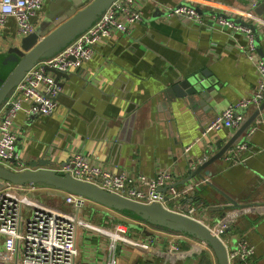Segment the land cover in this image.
I'll return each instance as SVG.
<instances>
[{
    "label": "crops",
    "instance_id": "0c3cea01",
    "mask_svg": "<svg viewBox=\"0 0 264 264\" xmlns=\"http://www.w3.org/2000/svg\"><path fill=\"white\" fill-rule=\"evenodd\" d=\"M56 1L45 0L33 18L36 27L53 12ZM183 1L187 0L139 1L142 17L130 34L114 33L100 40L92 59L80 70L60 77L62 92L52 114H32L25 104L14 124L16 150L25 162L20 170L65 172L70 154L80 151L113 172L126 170L152 177L169 171L174 184L182 187L193 166L217 152L218 142L225 144L236 128L224 127L206 135L202 131L216 114L256 89L259 73L247 55L245 34L217 25L214 12L198 7L201 21L168 13ZM219 1L252 7L250 0ZM252 12L260 21L254 24L258 26L256 50L264 58V11ZM20 36L15 18L10 17L6 26L0 27V58ZM187 77L201 78L205 97L198 95L190 102L187 97L173 96V85ZM260 105L248 108L247 115ZM256 119L250 126L255 124V130L249 133L248 128L238 140L248 141L241 163L227 161L225 153L201 171L213 185L244 205L228 207L231 202L224 195L199 181L181 206L196 205V217L214 229L222 218L229 217L230 227L220 232L228 248H234L239 238H247L255 246L250 264H264V108ZM190 180L202 179L195 176ZM40 192L51 197L43 199L37 193L39 201L71 211L63 191L46 188ZM221 205L228 208L219 209ZM168 206L174 209L175 201L168 200ZM92 207L103 217L94 222L82 216L78 264H105L104 246L113 229V219H105L112 209L94 202ZM144 230L140 228L137 238L122 243L130 249L119 244L121 264H205L204 249L196 250L184 240L180 249L168 250L165 236L153 247L144 238L151 233ZM238 263L239 259L231 262Z\"/></svg>",
    "mask_w": 264,
    "mask_h": 264
},
{
    "label": "built area",
    "instance_id": "2783aa9c",
    "mask_svg": "<svg viewBox=\"0 0 264 264\" xmlns=\"http://www.w3.org/2000/svg\"><path fill=\"white\" fill-rule=\"evenodd\" d=\"M139 1L141 0H114L88 29L58 53L41 59L26 72L0 108V163L15 169H21L25 164L17 153V133L14 131L15 118L24 109L25 104L29 105L32 114L50 115L56 109L62 88L56 82L55 74L46 66L69 73L80 70L85 62L92 59L95 46L100 40L110 38L114 33H131L142 17ZM44 4L45 0H0V27L6 26L8 19L14 17L21 36L33 32L36 27L33 18L43 9ZM198 7L214 12L217 16L216 24L222 28L245 34L248 40L247 55L255 63L259 73L256 89L248 97L229 104L208 121L202 131V134L206 135L224 127L237 128L246 118L248 108L258 107L264 101V58L259 56L256 50L255 32L258 26L254 24L255 21H260L253 18V7H236L219 0H187L170 7L168 13L201 21L202 14ZM235 17H238L240 22H237ZM250 19H253V22ZM255 128L254 124L248 132L251 133ZM247 149L248 141L242 140L225 154V159L232 164L241 163L244 160L242 151ZM64 171L139 202H159L169 207L168 200L173 199L174 210L192 217L198 214L196 205L185 204L182 207L184 203L181 200L188 201V195L199 185V181L204 183L203 180H189L184 182L182 187H178L169 171H161L152 177L131 174L126 170L113 172L80 151L70 154ZM4 182L5 187L0 189V264H78L79 245L83 243L78 231L82 221L79 214L89 203V199L64 192L65 201L72 208L71 211H62L39 201L37 197L41 190L51 187L35 183L21 185ZM164 187H167L166 192L162 191ZM14 192L19 196H15ZM251 206L249 205L250 208ZM23 212L28 215L25 217ZM142 222V225L137 222L135 224L141 226V229L145 226L154 231L144 238H147L150 244L156 242L158 245L160 241L155 237V233L166 229H153L148 223ZM229 222L232 220L224 217L220 221L219 229H214L224 242L220 232L229 227ZM136 225L130 224L129 227ZM114 227L104 246L105 264H117L118 252L121 249L119 243L132 241L126 234V225L117 224ZM170 233L173 235H167L168 250H178L184 240L192 239L187 233ZM201 244L205 242L201 240ZM228 253L230 262L239 259L238 264H250L255 246L242 237L237 240L234 248H228Z\"/></svg>",
    "mask_w": 264,
    "mask_h": 264
},
{
    "label": "water",
    "instance_id": "95a60500",
    "mask_svg": "<svg viewBox=\"0 0 264 264\" xmlns=\"http://www.w3.org/2000/svg\"><path fill=\"white\" fill-rule=\"evenodd\" d=\"M113 1L57 0L53 12L49 13L44 21L35 27L33 32L20 36L15 44L8 47L5 55L0 58V108L28 70L41 59L55 55L72 42L78 35L88 29ZM249 4L258 13L264 11V0H250ZM46 68L55 74L57 82H59L62 75H69L65 71L49 66H46ZM200 79L198 77H187L179 80L173 85V96L187 97L190 102L196 101L198 95L205 97L207 91ZM263 108L264 101L257 110L246 116L225 144L217 143V152L208 159L196 163L190 176H187L182 183L197 176L204 183L211 185L224 195L231 202L228 207L243 206L244 204L238 203L234 198L213 185L201 171L221 158L232 146L238 143V140L250 128ZM4 181L21 185L35 183L48 186L63 192L83 196L89 201L115 211L131 212L136 219L144 221L152 227L187 233L205 242L211 249L210 256L205 252V264H214V260L217 261V264H231L228 247L220 235L214 231V228L203 220L171 209L159 202H139L117 192L108 191L95 183L78 179L69 172H58L49 168L20 170L0 163V189L5 187L6 183ZM166 189L167 187H164L162 191L166 192ZM204 203L206 202L204 201ZM226 207L227 205H221L218 208L224 209ZM211 208L213 207L210 206ZM230 224L229 222V227ZM146 233L149 234L150 232L146 231Z\"/></svg>",
    "mask_w": 264,
    "mask_h": 264
},
{
    "label": "rangeland",
    "instance_id": "374dc122",
    "mask_svg": "<svg viewBox=\"0 0 264 264\" xmlns=\"http://www.w3.org/2000/svg\"><path fill=\"white\" fill-rule=\"evenodd\" d=\"M235 20L237 21L238 20V17H235ZM69 73V72H67ZM214 131V130H213ZM15 196H19V194L17 193H13ZM38 194H40L43 199H47V198H50L51 196H49L48 194H45V192H39ZM49 202V201H48ZM95 204V203H94ZM93 206V202L92 203H89L88 205L84 206L79 214L80 217H82V215H85L87 219H90V221H94V222H97V220H102V213H99L95 210H93L92 207ZM96 206V205H95ZM24 216L26 217L28 214H26L25 212H23ZM109 216L106 217L105 220H109V217H111L113 219V225L112 227L115 229V225L117 224H124L128 227V232L126 233L127 236L132 239L131 237L132 236H135V238L138 237V232L137 230H135L134 228L132 227H129L130 224L132 225H136L135 222L139 223V224H143L142 221L138 220V219H135V218H131V217H127L125 215H123L122 213L118 212V211H115V210H111L109 211ZM97 219V220H96ZM123 220H126L127 222L129 223H124ZM145 228V230L149 231L151 234H153L154 231L150 230V229H147V227L145 226H142ZM151 227V226H150ZM152 228V227H151ZM155 229V228H153ZM169 231V232H167ZM170 232H177V231H170V230H160L158 233H155L156 234V238L159 240V241H162L163 237L165 236V240H168L166 235L168 234H171L173 235V233H170ZM147 237H149V235H147ZM109 239V238H108ZM188 242V245L190 246H195L196 247V250H199V249H204L203 250V254H205V252H207L208 256H210V253H211V249L206 246V245H202L201 244V241L200 240H197V239H189V240H186ZM120 245H122V247L124 249H130V245H126V244H122V242L119 243ZM153 247L157 246L156 245V242H153ZM166 245H169V241L167 242ZM168 251V250H167Z\"/></svg>",
    "mask_w": 264,
    "mask_h": 264
},
{
    "label": "trees",
    "instance_id": "16d2710c",
    "mask_svg": "<svg viewBox=\"0 0 264 264\" xmlns=\"http://www.w3.org/2000/svg\"><path fill=\"white\" fill-rule=\"evenodd\" d=\"M182 202H186L187 201V199H182L181 200ZM118 212H120V213H122L123 215H125V216H127V217H131V218H135V216H134V214L133 213H131V212H125V211H118ZM136 219V218H135ZM124 221V223H129V222H127L126 220H123ZM134 227V229H137V230H139L141 227L140 226H133ZM132 227V228H133ZM117 264H121V262H120V257L118 258V261H117Z\"/></svg>",
    "mask_w": 264,
    "mask_h": 264
},
{
    "label": "flooded vegetation",
    "instance_id": "af4514ba",
    "mask_svg": "<svg viewBox=\"0 0 264 264\" xmlns=\"http://www.w3.org/2000/svg\"><path fill=\"white\" fill-rule=\"evenodd\" d=\"M57 82V81H56ZM60 86H61V84L59 83V82H57ZM155 228V227H154Z\"/></svg>",
    "mask_w": 264,
    "mask_h": 264
},
{
    "label": "clouds",
    "instance_id": "9594fccd",
    "mask_svg": "<svg viewBox=\"0 0 264 264\" xmlns=\"http://www.w3.org/2000/svg\"><path fill=\"white\" fill-rule=\"evenodd\" d=\"M167 230V229H166Z\"/></svg>",
    "mask_w": 264,
    "mask_h": 264
}]
</instances>
